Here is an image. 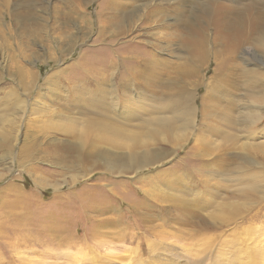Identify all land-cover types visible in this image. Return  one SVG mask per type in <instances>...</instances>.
<instances>
[{
    "label": "rangeland",
    "instance_id": "1",
    "mask_svg": "<svg viewBox=\"0 0 264 264\" xmlns=\"http://www.w3.org/2000/svg\"><path fill=\"white\" fill-rule=\"evenodd\" d=\"M0 264H264V0H0Z\"/></svg>",
    "mask_w": 264,
    "mask_h": 264
}]
</instances>
